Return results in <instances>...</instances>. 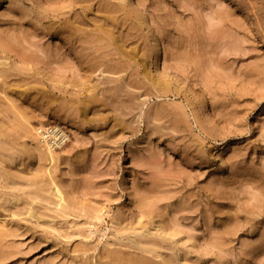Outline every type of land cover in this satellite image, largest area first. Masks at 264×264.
Here are the masks:
<instances>
[{
    "label": "rangeland",
    "instance_id": "obj_1",
    "mask_svg": "<svg viewBox=\"0 0 264 264\" xmlns=\"http://www.w3.org/2000/svg\"><path fill=\"white\" fill-rule=\"evenodd\" d=\"M6 210L0 264H264V0H0Z\"/></svg>",
    "mask_w": 264,
    "mask_h": 264
},
{
    "label": "bare ground",
    "instance_id": "obj_2",
    "mask_svg": "<svg viewBox=\"0 0 264 264\" xmlns=\"http://www.w3.org/2000/svg\"><path fill=\"white\" fill-rule=\"evenodd\" d=\"M30 128L33 129L34 132L39 136V139H40L39 148L41 149L43 154L48 155L49 158L52 160L53 153H54V147L55 145H59L60 143L64 141L65 136H66L65 131L59 125L46 126L41 121L37 125H31ZM54 189L55 191H53L52 193H54L53 196L57 199L56 204H58V202L60 204L61 201L65 199L63 191L56 183L54 185L53 190ZM55 198H52V199H55ZM13 210H11V212L6 210L8 212L4 213L3 217L0 218V232L1 230H5L7 228V222H8L7 220L11 219V217H13V215L15 214L14 212H12ZM8 217L10 218L8 219Z\"/></svg>",
    "mask_w": 264,
    "mask_h": 264
}]
</instances>
